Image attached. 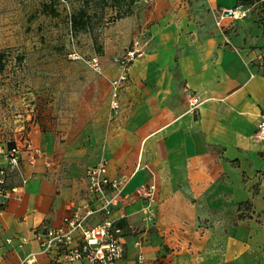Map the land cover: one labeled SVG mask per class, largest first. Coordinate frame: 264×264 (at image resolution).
I'll use <instances>...</instances> for the list:
<instances>
[{"label": "crops", "instance_id": "crops-1", "mask_svg": "<svg viewBox=\"0 0 264 264\" xmlns=\"http://www.w3.org/2000/svg\"><path fill=\"white\" fill-rule=\"evenodd\" d=\"M191 3L154 26L150 86L117 90L118 145L105 148L114 158L106 160L108 176L123 185L109 217L124 236L116 264H264V139L256 135L264 115V0ZM238 5L247 17L217 26L218 15ZM191 97L200 101L193 110ZM48 126L13 139L21 170L7 179L16 192L0 215V264H77L45 253L41 236L89 207L92 164H65ZM145 185L156 187L150 204L139 194ZM104 219L95 215L88 225Z\"/></svg>", "mask_w": 264, "mask_h": 264}, {"label": "rangeland", "instance_id": "rangeland-1", "mask_svg": "<svg viewBox=\"0 0 264 264\" xmlns=\"http://www.w3.org/2000/svg\"><path fill=\"white\" fill-rule=\"evenodd\" d=\"M85 1L0 0V51L6 54L0 74V154L14 145L16 134L49 122L65 164L114 160L105 148L118 145L122 111L119 104L110 108L115 88L125 93L150 86L154 26L192 6V0L138 1L130 16L118 18L116 8L88 0L92 23L75 34L69 19ZM45 4L58 15L46 14ZM143 60L147 66L140 72Z\"/></svg>", "mask_w": 264, "mask_h": 264}, {"label": "built area", "instance_id": "built-area-1", "mask_svg": "<svg viewBox=\"0 0 264 264\" xmlns=\"http://www.w3.org/2000/svg\"><path fill=\"white\" fill-rule=\"evenodd\" d=\"M136 1L147 2V0ZM247 15L248 10L243 5L224 9L218 15L216 24L220 27L225 18L238 20L247 17ZM113 97L111 107L113 110H117L116 92ZM199 105V99L191 97V109L193 110ZM256 135L258 138L264 139V115L261 116ZM2 153L6 165L0 167V215L16 192V189L8 187L7 179L9 175L21 170V149L18 146L7 147ZM85 175L88 181L89 207L85 212L76 211L70 217L65 218L61 227L47 230L41 236L43 251L49 253L57 250L64 261L68 263L116 264L124 254V236L122 229L116 227L115 222L109 217L113 208L118 204L123 185L120 181L109 178L106 160L87 167ZM155 190V185H145L139 190V194L150 204L153 201ZM98 214L105 215V219L97 225L89 226V219ZM145 214L148 220L155 217L151 205L145 208ZM77 232H81L82 237L77 245H73ZM23 264H30V261H25Z\"/></svg>", "mask_w": 264, "mask_h": 264}, {"label": "trees", "instance_id": "trees-1", "mask_svg": "<svg viewBox=\"0 0 264 264\" xmlns=\"http://www.w3.org/2000/svg\"><path fill=\"white\" fill-rule=\"evenodd\" d=\"M52 1L51 3H53ZM95 3L99 4L101 8H106L111 6L117 9L118 18H124L132 14L133 6L137 3L136 0H95ZM246 4H252L254 0H242ZM86 6L75 11L69 19V25L71 31L75 34L81 31H87L92 23V16L88 13L87 7L89 6V1L84 2ZM43 11L51 16H57L55 9L51 5L45 4ZM6 54L0 51V74L4 72ZM9 146H14L10 144Z\"/></svg>", "mask_w": 264, "mask_h": 264}]
</instances>
